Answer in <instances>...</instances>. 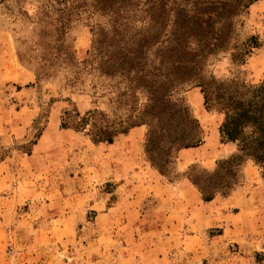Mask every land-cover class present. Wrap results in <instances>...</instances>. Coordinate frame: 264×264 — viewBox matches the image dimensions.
Segmentation results:
<instances>
[{"label": "rangeland", "instance_id": "rangeland-1", "mask_svg": "<svg viewBox=\"0 0 264 264\" xmlns=\"http://www.w3.org/2000/svg\"><path fill=\"white\" fill-rule=\"evenodd\" d=\"M62 12L63 4L54 0H0V43L7 39L18 62L35 77L30 87L18 94L13 85L0 88V104L35 113L24 134L13 137L7 132L0 139V159L11 163L9 179H13L12 173L15 179V185L12 181L0 192V264H264V187L260 170L252 161L241 167L238 184L229 195L217 194L205 209L198 205L193 212L185 201L174 203L179 206L174 212L160 210L146 187L150 176L143 168L153 171L154 167L145 152L130 170L118 171L96 184L100 202L67 200L62 192L64 178H75L73 185L66 183L68 191L79 189L77 183L84 174L83 149H109L108 144H93L84 132L70 128L63 136L57 134L58 145L68 149L65 177L50 181L45 172L35 174L28 169L22 173L16 168L17 158L32 148L35 136L45 128L54 102L60 105V121L72 104L80 114L97 108L115 117L127 113L125 100L139 108L146 102L143 91L119 97L128 82L102 61L113 55L108 45L119 44L110 38L107 17L75 11L63 36V46H69L75 59L72 65L62 59L64 55L54 47L57 35L53 26ZM133 25L131 22L128 27ZM239 34L240 39L256 35L260 41L246 62L232 63L225 53L212 58L207 68L217 80L236 76L259 82L264 78V11L257 5L250 6ZM252 73L255 76L251 77ZM180 98L195 116L194 103L202 102L200 89L186 85L173 91L171 99ZM142 127L144 135L136 149H144L148 127ZM202 129L204 138L207 128L203 125ZM158 134V149H167ZM119 139L115 145L123 149ZM218 159L208 158L212 160L208 166L198 162L185 165L173 151L166 178L170 182L186 178L184 172L190 166L198 173L211 171ZM126 172L128 176H124ZM245 199L248 202L241 204Z\"/></svg>", "mask_w": 264, "mask_h": 264}, {"label": "trees", "instance_id": "trees-1", "mask_svg": "<svg viewBox=\"0 0 264 264\" xmlns=\"http://www.w3.org/2000/svg\"><path fill=\"white\" fill-rule=\"evenodd\" d=\"M54 1L63 4L62 15L53 23L57 35L54 47L64 55L62 59L71 65L75 59L69 46H63L74 12L103 15L110 22V38L119 44H109L113 55L102 61L128 82L119 97L129 91L131 96L137 91L146 96L141 108L125 100L127 113L115 117L97 108L80 114L72 104L70 110L63 111L61 129L84 132L93 144H112L130 128L146 125V158L167 177L173 151L203 142L202 126L190 107L182 98L171 99L173 91L191 85L200 89L205 110L221 114L219 141L233 143L235 150L218 159L211 171L198 173L195 166H190L184 176L203 201H210L217 194L227 196L234 190L241 167L250 160L259 168L264 187V78L256 83L236 76L217 80L207 68L212 58L225 53L232 63L243 65L252 50L260 46L256 35L240 39L239 34L243 18L258 0ZM131 22L139 28H129ZM115 102L120 103L118 99ZM158 133L167 149H158Z\"/></svg>", "mask_w": 264, "mask_h": 264}, {"label": "crops", "instance_id": "crops-1", "mask_svg": "<svg viewBox=\"0 0 264 264\" xmlns=\"http://www.w3.org/2000/svg\"><path fill=\"white\" fill-rule=\"evenodd\" d=\"M253 5H257V9L259 8L261 11H264V0H258L253 3ZM1 43L0 88L7 84L13 85L15 88L14 93L18 94L22 89L29 88L35 77L28 68L21 66L18 62L8 40L5 39V42ZM253 76H255L254 73L251 74V77ZM254 80L255 79L252 78L250 79L251 82H255ZM194 109L196 114L195 117L198 119L201 126L204 125V128H207L203 142L196 147L179 149L177 151V156L180 164L186 165L192 162H198L208 166L210 164L209 162L212 161L208 160V158L213 157V159H215L227 157L235 150V145L231 142L220 143L219 141L218 126L222 119L221 114L205 110L199 99L194 103ZM59 112V102H54L49 111L47 124L41 135L32 145L29 153H25L24 156H19L17 158L16 168H19L22 173L27 172L28 169L35 174L45 172L46 177H50V181H53V179L57 177L62 178L66 176L64 174V157L68 149H61V146L57 143V134L60 136L65 134V129H61L59 126ZM34 114L35 113H32V111L27 108L10 107L8 104L6 106L0 104V139H3L4 134L7 132L13 134V137H16L17 134L20 133L24 134L25 127L30 123ZM143 135L144 129L142 125H139L115 137L113 143L107 145L109 149H83L85 161H82L83 168L81 170H83L84 174H82V180L77 178V180L79 179L77 183L79 189L74 192L68 191L66 186L70 183L73 185L75 178H70V176L64 178L65 183L62 187V189H64L62 192L65 197H68L67 200L79 199L83 203H90L92 201L94 204H96L97 201L100 202V196L96 191V184L98 182H104L108 178L119 174L118 171L130 170L136 160L142 159L144 149H136L138 148L136 145L138 143L140 147ZM118 139L122 142L124 146L123 149H117L115 143ZM215 141H218L221 149L217 148ZM248 161L244 163L245 166L243 165V168H246ZM143 163L145 162L143 161ZM10 164L8 160H0V192H5V190L12 185V181L13 185H15L13 173V179H9V175H11L13 170ZM150 167L153 168L151 165ZM143 169H147L146 171L150 176V181L146 182L149 195L156 197L157 205L160 210H173L174 212L177 210V207H179L175 206L174 203L185 201L189 207V212H193L198 205L204 208L203 206H207L213 200L203 201L196 187L187 178H181L175 182H170L165 176L159 174L155 168L151 171V169L144 166ZM124 176H128V172H126ZM79 181L83 182V184H87L89 188H87V186H82V183L80 184ZM4 182L5 185H3ZM51 183L52 182H49V184ZM92 189L93 191H91ZM128 189V185H126V190L128 191ZM247 200L248 199L242 200L243 202H241V204L244 205L245 202H248ZM67 217H69L68 214Z\"/></svg>", "mask_w": 264, "mask_h": 264}]
</instances>
